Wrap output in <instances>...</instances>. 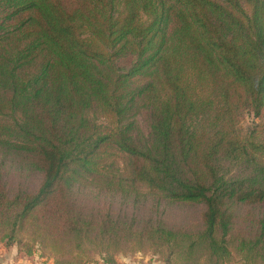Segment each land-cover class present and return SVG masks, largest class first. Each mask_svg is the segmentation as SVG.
Here are the masks:
<instances>
[{
	"label": "trees",
	"instance_id": "1",
	"mask_svg": "<svg viewBox=\"0 0 264 264\" xmlns=\"http://www.w3.org/2000/svg\"><path fill=\"white\" fill-rule=\"evenodd\" d=\"M0 244L264 264V0H0Z\"/></svg>",
	"mask_w": 264,
	"mask_h": 264
},
{
	"label": "rangeland",
	"instance_id": "2",
	"mask_svg": "<svg viewBox=\"0 0 264 264\" xmlns=\"http://www.w3.org/2000/svg\"><path fill=\"white\" fill-rule=\"evenodd\" d=\"M132 60L128 57L117 60L119 67L125 68L131 65ZM255 122V118L251 114H246L243 120V126L245 128L250 127ZM18 250L17 246H11L6 248L3 244H0V264H8L13 261L14 264H54V260L49 256L40 257L39 252H35L31 257L26 255L17 254L14 252ZM12 252V253H11ZM14 253V254H13ZM17 257H21L22 261H17ZM116 264H165L157 256H153L150 253H137L132 256H117Z\"/></svg>",
	"mask_w": 264,
	"mask_h": 264
},
{
	"label": "crops",
	"instance_id": "3",
	"mask_svg": "<svg viewBox=\"0 0 264 264\" xmlns=\"http://www.w3.org/2000/svg\"><path fill=\"white\" fill-rule=\"evenodd\" d=\"M14 252L16 253V255L18 254V250L14 251ZM11 253H12V252H11ZM13 254H14V253H13ZM16 259H17V261H19V262L22 261L21 257H17ZM8 264H14V262H13V261H10V262H8Z\"/></svg>",
	"mask_w": 264,
	"mask_h": 264
}]
</instances>
